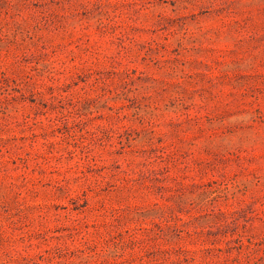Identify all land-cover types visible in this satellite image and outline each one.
<instances>
[{
	"label": "rangeland",
	"instance_id": "obj_1",
	"mask_svg": "<svg viewBox=\"0 0 264 264\" xmlns=\"http://www.w3.org/2000/svg\"><path fill=\"white\" fill-rule=\"evenodd\" d=\"M0 264H264V0H0Z\"/></svg>",
	"mask_w": 264,
	"mask_h": 264
}]
</instances>
